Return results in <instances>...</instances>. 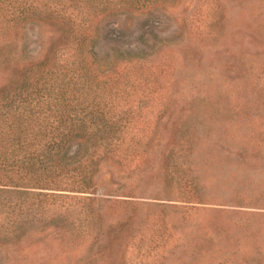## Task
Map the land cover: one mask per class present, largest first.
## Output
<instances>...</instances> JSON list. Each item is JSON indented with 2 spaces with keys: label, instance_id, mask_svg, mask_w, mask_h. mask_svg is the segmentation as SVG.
Instances as JSON below:
<instances>
[{
  "label": "rangeland",
  "instance_id": "obj_1",
  "mask_svg": "<svg viewBox=\"0 0 264 264\" xmlns=\"http://www.w3.org/2000/svg\"><path fill=\"white\" fill-rule=\"evenodd\" d=\"M167 1L84 12L81 43L45 18L72 0H0V97L65 90L126 110L146 144L131 178L105 162L90 199L0 242V264H264V0Z\"/></svg>",
  "mask_w": 264,
  "mask_h": 264
},
{
  "label": "trees",
  "instance_id": "obj_2",
  "mask_svg": "<svg viewBox=\"0 0 264 264\" xmlns=\"http://www.w3.org/2000/svg\"><path fill=\"white\" fill-rule=\"evenodd\" d=\"M72 1L78 12L66 14L62 7L45 18L66 23L71 28L69 34L83 43L84 12L103 13L119 6L146 5L151 0ZM79 61V79L85 82L86 62ZM95 78L90 75L89 79ZM42 96L16 92L0 97V242H18L36 223H55V218L43 217L41 211L55 206L61 195L90 199L84 194L94 190L95 175L105 162L123 168L131 178L134 162L146 153L145 143H134L132 135L125 140L131 128L118 122L128 114L126 110L104 109L96 100L87 109L65 90ZM178 154L172 151L168 161L170 166L179 161L176 179L181 182L185 158Z\"/></svg>",
  "mask_w": 264,
  "mask_h": 264
}]
</instances>
